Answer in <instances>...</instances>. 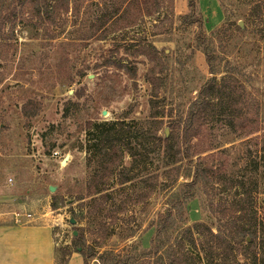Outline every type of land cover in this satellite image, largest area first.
Wrapping results in <instances>:
<instances>
[{
	"label": "rangeland",
	"instance_id": "rangeland-1",
	"mask_svg": "<svg viewBox=\"0 0 264 264\" xmlns=\"http://www.w3.org/2000/svg\"><path fill=\"white\" fill-rule=\"evenodd\" d=\"M106 2L110 9L114 8L112 3ZM196 2L206 30L215 33L224 27L229 40L215 37L219 55L215 65L218 78L232 73L240 82H246L249 94L258 97L261 105L258 131H250L249 127L247 131L234 133L220 121L206 127L199 141L202 163L206 167L214 165L216 172H226L241 179L253 172L243 169L249 153L250 161L260 162L263 167L257 175L259 191L254 211L258 212L259 222L264 224V164L258 145L264 137V37L260 35L264 25L260 19L251 25L247 16L229 20L220 0ZM189 3L190 0H175V18L189 12ZM228 8L230 13L236 9ZM237 8L242 9V13H249L246 5ZM14 11L15 6L0 9V226L16 224V221L48 225L54 235L55 264H83L84 257L74 244L81 223L75 220L71 209H78L82 204L76 196L90 181L86 166V121L99 118L152 122L155 117L160 122L159 133L164 135L169 129L170 136L175 121L182 116V109L177 108L182 99L180 92L188 87L183 100L194 99L197 92L191 91L193 82L199 86L212 74L202 51L196 52L189 73L172 60L168 88L176 100L175 106H167L169 109L165 110L158 100L151 101L153 87L146 79L150 67L144 61L146 59L133 56L136 49L127 53L124 47H114L115 40L123 38L125 33L131 43L146 33L149 35L154 29L150 17H141L135 23L133 19L139 15V10L133 8L118 24L110 23L105 30L95 33L89 27L96 15V5L91 7V2L85 0L79 15L74 16L72 11L68 15L66 29L63 32L55 29L48 38L47 30L36 27L38 22L28 20L22 7H18L17 12L23 21L12 15ZM239 23L243 26L242 31L238 28ZM175 26V32L179 30L183 37L193 38L197 31L196 28L185 30L178 21ZM107 30L113 32L107 33ZM86 32L88 35H84ZM155 44L167 48L168 53L176 45L164 41ZM110 55H113L112 61L125 56L133 61L129 66L118 68L105 59ZM84 70L85 75L80 78L79 74ZM77 100L79 105L72 107L69 116L65 117L67 102ZM74 109L77 112H73ZM152 134L154 130L150 128L149 135ZM148 146L150 150L154 149L152 138ZM130 160L127 157L126 163ZM163 160L161 156L154 164L155 168H162ZM51 186L54 191H50ZM200 188L188 205L191 224L205 219L206 210L211 212L209 202L212 198L218 200L224 196L223 187L217 182H212L209 188ZM169 189L172 191L167 195L171 197L174 189ZM229 191L227 189L225 193ZM161 192L152 195L151 211L149 205L146 210L137 205V211L142 210L141 217L144 218L138 223H142V227L131 223L127 224L128 229H120L121 234L129 235L132 231L136 234L127 239L114 236L107 247L122 248L133 241L142 242L145 248L152 245L156 228L150 229L147 222L164 206L167 195ZM54 200L58 201L57 209L52 208ZM129 205L134 208V202ZM83 224L86 226L87 221ZM86 241H92L89 234ZM90 264L98 263L91 261Z\"/></svg>",
	"mask_w": 264,
	"mask_h": 264
},
{
	"label": "trees",
	"instance_id": "trees-1",
	"mask_svg": "<svg viewBox=\"0 0 264 264\" xmlns=\"http://www.w3.org/2000/svg\"><path fill=\"white\" fill-rule=\"evenodd\" d=\"M84 1L0 0V9L15 6L12 15L23 21L24 18L17 12V8L22 7L28 14L27 19L38 22L36 27L45 28L46 37L51 38L55 29L59 28V32L66 29V19L71 11L74 16L81 13ZM89 1L91 7L96 5V15L89 27L95 33L102 32L110 23L118 24L133 8L139 10V15L133 19L135 23L141 17H150L154 29L149 35L146 33L131 43L125 33L123 38L115 40L114 47H124L127 53L136 49L133 56L146 59L144 61L150 64L146 79L153 87L151 101L158 100L165 110L169 109H166L167 106H175L176 100L168 88L172 60L189 73L196 52L202 51L212 76L199 86L193 82L191 91L197 92L194 99L183 100L188 87L180 92L182 99L177 108L182 109V116L175 121L170 136L166 132L164 135L159 133L161 126L155 117L152 122L135 119L106 121L99 118L86 121V166L90 181L76 196L82 204L78 209H71L75 220L81 223L74 244L84 257L83 264H90L91 261L98 264H264V224L259 222L258 212L254 211L259 191L257 175L263 165L250 161L249 153L247 161L243 162V169H252L253 172L241 179L231 177L226 172H216L214 165L204 166L199 150L204 129L217 121L234 133L247 131L249 127L250 131H258L261 122L260 102L258 97L249 94L246 82H240L230 72L218 78L219 71L215 65L219 55L215 37L228 42L225 28L221 27L215 33L208 32L197 10L196 0H190L188 13L176 18L175 0ZM106 1L114 8L110 9ZM220 2L229 20L247 16L251 25L256 24V19L264 25V0ZM240 5H246L249 13H242V9L237 8ZM230 6L236 8L235 11L230 13ZM8 15L11 16L9 12ZM177 21L185 30L196 28L195 36L183 37L179 30L175 32ZM238 28L243 30L240 23ZM105 32L112 33L113 30ZM173 34L175 36L172 37ZM260 35L264 37V26ZM189 40L193 42L188 43ZM157 41L175 42V49L168 53L167 48H159L155 44ZM105 59L118 68L129 66L133 61L128 56L112 61L113 55H110ZM235 69L239 73V67ZM84 75L85 70L80 72L79 77ZM236 75L239 77V74ZM79 103V100L67 102L64 116L68 117L72 107ZM212 116L213 121L210 120ZM221 118L225 120H216ZM150 128L154 130L152 135H149ZM150 138L155 145L152 150L148 146ZM258 145L264 164V137L260 138ZM161 156L165 165L155 168L154 164ZM127 157L131 158L128 164ZM212 182L223 187L224 196L218 200L212 198L209 202L211 212L206 210L205 219L191 224L188 205L196 197L200 186L209 188ZM170 187L174 189L171 197L167 195L172 191ZM227 189L230 191L225 193ZM161 191L167 195L164 206L156 216L151 214L153 218L147 222L150 229L156 228L152 245L145 248L142 242L133 241L122 248L107 247L114 236L129 238L136 234V231L129 235L121 234L120 229H128L127 224H138L140 218L144 220L142 210L149 205L151 211V197ZM53 197L57 199V194ZM131 202H134V208L130 207ZM137 205L142 209L139 212ZM52 208H59L58 201L54 200ZM83 221H87L86 226H83ZM142 225L140 223L138 227ZM88 234L92 241H86Z\"/></svg>",
	"mask_w": 264,
	"mask_h": 264
},
{
	"label": "crops",
	"instance_id": "crops-1",
	"mask_svg": "<svg viewBox=\"0 0 264 264\" xmlns=\"http://www.w3.org/2000/svg\"><path fill=\"white\" fill-rule=\"evenodd\" d=\"M28 222L0 226V264H55L51 227Z\"/></svg>",
	"mask_w": 264,
	"mask_h": 264
},
{
	"label": "water",
	"instance_id": "water-1",
	"mask_svg": "<svg viewBox=\"0 0 264 264\" xmlns=\"http://www.w3.org/2000/svg\"><path fill=\"white\" fill-rule=\"evenodd\" d=\"M104 114H107V111H104ZM166 134H167V135L169 134V129L166 130ZM66 161H67V158L64 160L63 163H66ZM50 190H51V191H54L55 188H54L53 186H51V187H50ZM72 222H75V220H72Z\"/></svg>",
	"mask_w": 264,
	"mask_h": 264
}]
</instances>
